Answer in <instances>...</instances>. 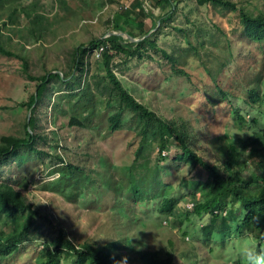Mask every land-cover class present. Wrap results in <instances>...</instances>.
Instances as JSON below:
<instances>
[{"label": "rangeland", "instance_id": "374dc122", "mask_svg": "<svg viewBox=\"0 0 264 264\" xmlns=\"http://www.w3.org/2000/svg\"><path fill=\"white\" fill-rule=\"evenodd\" d=\"M149 1L0 0L2 45L19 56L0 52V137H26V101L36 81L28 78L23 62L31 76L48 71L61 75L48 82L36 104L38 151L22 147L0 158V182L20 190L37 211V215L17 208L0 212V243L24 233L9 255H0V264H44V244L58 246L55 228L60 226L74 244L113 242L126 264H139L136 251L145 246L183 255L181 264L264 263V248H258L253 235L235 234L239 227L234 221L231 233L224 234L222 243H211L215 250L209 253L199 242L190 244L193 226L185 228L183 223L179 230L173 217L157 209L161 200L159 195L156 201L151 199L153 189L144 200L135 199L131 173L139 171L141 188L161 180L167 196L182 197L174 209L184 212L191 206L190 193L195 199L204 198L207 173L176 161L181 152L172 138L168 149L160 151L163 130L151 126L143 133V123L120 102L93 50L82 55L83 71L75 69V49L115 33V23L139 36L151 27L145 12L165 17L164 10L152 9ZM177 1L165 22L145 35L167 57L152 49L141 58L112 52L111 69L126 90L157 116L190 125L206 156H222L237 136L245 138L263 128L264 120L251 119L255 112L253 116L240 102L248 123L236 124L231 113L236 99L227 102L214 85L244 96L243 89L264 64L262 46L243 32L238 11ZM232 1L251 15L264 13V0ZM119 14H128L136 26ZM259 87L264 94L263 76ZM115 112L120 114V126L112 129L109 118ZM71 118L80 124L71 125ZM61 264L74 263L67 258Z\"/></svg>", "mask_w": 264, "mask_h": 264}, {"label": "trees", "instance_id": "16d2710c", "mask_svg": "<svg viewBox=\"0 0 264 264\" xmlns=\"http://www.w3.org/2000/svg\"><path fill=\"white\" fill-rule=\"evenodd\" d=\"M194 1L198 6L211 3L229 8L232 11H238L243 32L249 39L260 43L262 46L261 53L264 58V13L251 15L236 6L232 0ZM177 2L179 1L150 0L149 5L152 9L159 8L164 10L166 17L176 9ZM142 13L144 14L143 11ZM145 16L151 19V27L148 30L140 31L139 36L115 23L113 26L115 33H110L102 38H94L87 43L86 47L80 44L74 52L75 69L83 71L81 67L82 55L86 51H99L97 58L103 66L104 77L112 85L124 107L135 113L143 123V133H148V127L151 126L155 131L163 130L164 132L160 134L162 136L160 151L168 149L169 139L172 138L176 141V145L181 152L180 156L175 160L185 162L193 166V168H201L207 173L208 181L203 185L205 189H202V192L205 193L204 198L195 199V193H190L192 196L191 206L184 212H182L183 209L178 211L176 208L174 209L178 199L182 197L167 196L164 192L166 184L162 183L161 180L159 182L158 179H155L149 183L147 189L141 188L140 179L137 176L139 171L131 173V192L134 193L136 200H144L148 196V190L153 189L154 192L151 199L156 201V196L159 195L161 200V204L157 206V209L161 210L163 215L173 217L174 226L178 227L179 230L184 229L183 223H187V225H184L185 228L193 226L194 233L191 234L192 236L189 235L190 244L193 245L199 242L204 248H208L209 253L215 250L211 243L215 245L216 242L222 243L225 238L224 234L231 233L232 221L235 222L236 227H239L235 230V234L242 236L253 235L257 240L258 248H264V127L249 132L245 138L237 136L233 140V144L229 146L228 152L222 153V156L218 153L215 156H206L202 147V140L196 138L195 131L189 124L187 126L184 121L176 123L163 120L162 117L157 116L154 111L147 108L130 94L111 69L112 52L123 54L126 57L137 55V57L141 58L142 55L152 49L160 51L163 56L167 57V54L157 47L155 42L145 37L149 31L155 29L157 24L164 23L165 17L154 18L152 11L145 12ZM119 17L123 18L124 21L126 20L129 25L136 26V21L128 14H119ZM119 33H124L125 35ZM0 52L17 56L4 49L1 28ZM23 70L27 73L29 79L36 81L34 92L26 101V106L29 110V116L25 122L26 137L21 138L11 135L0 137V158L15 154L22 147L38 151L35 147L36 140L39 138L35 132L36 104L43 96L48 82L52 78H61L60 73L54 71H48L40 76H31L28 73L26 61L23 62ZM262 76L264 77V64L254 73L253 79L247 85L248 87L243 89L245 91L244 96H233L228 92H224L217 82L214 85L215 89L221 94V98L223 96V99L227 102L236 99V103L231 107V113L236 124L246 125L248 123L246 116L240 111V102L245 104L244 109L247 112H251L253 116L255 112L256 116L251 119L254 121H258L259 118L264 120V94L261 93L259 87ZM119 117V112H115L109 118L112 129L119 128ZM69 123L71 125L80 124L74 118H71ZM197 144H199V147L196 146ZM138 154L139 148L135 151V155ZM134 166L135 163H132V167ZM139 170H142V166ZM175 190L181 191V189ZM10 208H17L18 210L27 211L31 215H37L36 209L33 208V204L27 199L25 194L8 183L0 182V212L8 213ZM195 220H199L202 224L194 223ZM189 229L191 228L189 227ZM55 230L58 246L55 245L53 247L48 243L44 244V264H61L62 260L67 258H70L74 264H126V257L124 258L117 249L115 251L114 247L116 245L113 242L108 241L105 244L89 242L74 244L66 237L62 226L55 228ZM23 234L12 235L4 243H0V255H9L20 243ZM183 236H188L186 231L183 232ZM168 245L171 246L170 241H168ZM136 258L139 264H181L183 255L178 257L173 255L172 251H165L162 248L154 250L145 246L136 251ZM190 264H193V262L191 261Z\"/></svg>", "mask_w": 264, "mask_h": 264}, {"label": "built area", "instance_id": "2783aa9c", "mask_svg": "<svg viewBox=\"0 0 264 264\" xmlns=\"http://www.w3.org/2000/svg\"><path fill=\"white\" fill-rule=\"evenodd\" d=\"M95 53L98 55L99 54V51H95Z\"/></svg>", "mask_w": 264, "mask_h": 264}]
</instances>
